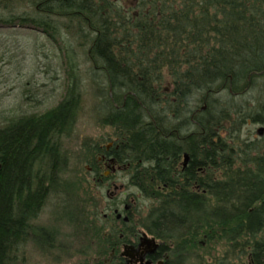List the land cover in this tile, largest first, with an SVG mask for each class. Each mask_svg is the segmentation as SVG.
<instances>
[{
  "label": "trees",
  "instance_id": "obj_1",
  "mask_svg": "<svg viewBox=\"0 0 264 264\" xmlns=\"http://www.w3.org/2000/svg\"><path fill=\"white\" fill-rule=\"evenodd\" d=\"M15 1L42 15L19 17L21 23L63 37L68 85L52 108L0 124V264H19L21 247L34 234L52 246V231L32 221L50 196L69 191L62 139L75 127L85 87L104 112L101 123L119 136L121 157L142 160L131 183L150 201L137 219L149 234L174 239L178 251L197 245L202 234L242 246L232 264H264V142L242 139L238 126L220 125L244 121L241 107L224 108L218 118L210 113V96L238 95L264 76V0ZM83 53L90 65L84 76ZM202 106V148L195 137L181 149L169 146L167 111ZM255 107L252 121L264 124V95L247 112ZM183 151L188 167L169 176L167 158ZM228 258L227 250L217 264Z\"/></svg>",
  "mask_w": 264,
  "mask_h": 264
},
{
  "label": "rangeland",
  "instance_id": "obj_2",
  "mask_svg": "<svg viewBox=\"0 0 264 264\" xmlns=\"http://www.w3.org/2000/svg\"><path fill=\"white\" fill-rule=\"evenodd\" d=\"M7 4L6 8L0 6V124L24 114H38L52 108L64 97L68 85L63 37L52 38L29 21L21 23L19 17H42L26 1L14 0ZM84 56V53L78 55V60L83 63L80 67L83 76L90 66L83 62ZM164 85L170 88L169 78H164ZM89 89L85 87L83 90L81 110L72 133L62 139L63 147L69 155V164L64 174L70 184L69 191L60 196H50L32 221L33 226L52 231V248L46 246L43 239L39 238L38 241L35 234L29 236L21 247L19 264H75L74 260L79 258V254L92 252L95 239L94 244H91L94 235L87 224L93 226V223L101 222L103 214L109 212L108 206H113L123 194L119 185L128 183L125 174L116 173L115 177L110 178L109 185L104 186L102 176L107 168L103 165L99 167L94 145L101 149L109 144L108 136L114 137L113 128L101 123L100 118L104 112H100L99 102ZM263 95L264 76L260 75L238 95H230L227 90H223L210 96V113L218 118L224 108L241 107L248 114L244 121L232 123L228 119L220 121V125L225 128L238 126L242 139L263 143L264 138L261 139L256 130L264 124L251 119L257 108H250L247 112V107H253ZM194 98H199V95ZM95 162L98 167L94 165ZM90 167H96L97 171L89 172ZM135 199L139 207L150 204L141 196ZM136 219L138 217H133V220ZM174 242L177 243L173 241L172 245ZM195 242V246L191 244L183 247L184 252L192 253L186 256L185 264H217V258H222L227 250L230 258L225 263L238 262L234 255L242 246L233 243L228 246L224 240L209 241L202 234Z\"/></svg>",
  "mask_w": 264,
  "mask_h": 264
},
{
  "label": "flooded vegetation",
  "instance_id": "obj_3",
  "mask_svg": "<svg viewBox=\"0 0 264 264\" xmlns=\"http://www.w3.org/2000/svg\"><path fill=\"white\" fill-rule=\"evenodd\" d=\"M114 105L117 107L116 104ZM204 110L205 107L202 106L189 110L167 111L168 116L165 123L167 130L164 138L168 145L178 146L181 149L184 141L195 137L196 144L201 149L204 135ZM106 125L113 128L114 137L108 136L109 144L103 146L97 156L99 167L103 165L107 168L102 176V179L105 180L104 186L109 185L110 178L115 177L116 173L125 174L128 183L119 185L123 194L114 202L113 206H108L109 212L103 214V220L93 223V226L87 224L90 228L89 231L94 235L91 241V244H94L93 239H95L94 249L92 252L79 254V258L74 260L75 264H172L175 261L177 264L178 259H180V264H185L184 260H186L188 252H184L183 247L180 248V251L176 250L175 242L172 245L174 239L157 238L142 227L143 222L131 219L139 217L140 207L135 198L142 196V191L131 183V179L135 168L142 160L121 157L119 136L116 135L113 126ZM214 135L215 138H218V130ZM263 135L262 133L261 136ZM189 160L186 151L167 158L166 173L169 176H178L188 167ZM142 164L143 167L151 165L150 161ZM95 170V167L89 168V172ZM197 172L202 173L201 166L197 167ZM111 184L114 186V183Z\"/></svg>",
  "mask_w": 264,
  "mask_h": 264
},
{
  "label": "water",
  "instance_id": "obj_4",
  "mask_svg": "<svg viewBox=\"0 0 264 264\" xmlns=\"http://www.w3.org/2000/svg\"><path fill=\"white\" fill-rule=\"evenodd\" d=\"M263 131H264V128H263V127L258 128V129H257V133H258V135L261 136L262 133H263ZM125 219H127V218H125Z\"/></svg>",
  "mask_w": 264,
  "mask_h": 264
},
{
  "label": "bare ground",
  "instance_id": "obj_5",
  "mask_svg": "<svg viewBox=\"0 0 264 264\" xmlns=\"http://www.w3.org/2000/svg\"><path fill=\"white\" fill-rule=\"evenodd\" d=\"M257 132V131H256Z\"/></svg>",
  "mask_w": 264,
  "mask_h": 264
}]
</instances>
